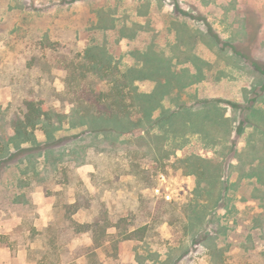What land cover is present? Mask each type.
Here are the masks:
<instances>
[{
    "label": "rangeland",
    "instance_id": "obj_1",
    "mask_svg": "<svg viewBox=\"0 0 264 264\" xmlns=\"http://www.w3.org/2000/svg\"><path fill=\"white\" fill-rule=\"evenodd\" d=\"M142 69L125 120L87 116ZM262 92L264 0H0V264H264Z\"/></svg>",
    "mask_w": 264,
    "mask_h": 264
},
{
    "label": "trees",
    "instance_id": "obj_2",
    "mask_svg": "<svg viewBox=\"0 0 264 264\" xmlns=\"http://www.w3.org/2000/svg\"><path fill=\"white\" fill-rule=\"evenodd\" d=\"M101 63V61H94L92 65L93 69H97L96 71L105 70L104 66L102 67L103 64ZM148 73L149 71H144L143 69L131 70L128 78L125 75L123 76L122 80H116L110 94H102V92H99V98L96 96V106L90 110V113H88L87 116L93 118H102L105 120H125L128 115V104L126 102L125 89L132 86L136 80L144 79V77L148 76ZM138 98H140V96ZM104 99H106L105 101L108 102H102ZM149 102L150 107H156L153 100H149ZM151 110L152 109H147L148 112ZM52 118L53 111L46 107L43 102L37 101L34 97L28 98L24 101V110L22 112V116L16 117L12 122L13 136L17 140H31L35 136L34 131L36 130L37 126L44 123L48 125ZM191 165L193 169L198 168L196 161H192ZM70 207L73 209L76 208V206ZM75 212H77V208L75 209ZM117 249L120 248L117 247Z\"/></svg>",
    "mask_w": 264,
    "mask_h": 264
},
{
    "label": "built area",
    "instance_id": "obj_3",
    "mask_svg": "<svg viewBox=\"0 0 264 264\" xmlns=\"http://www.w3.org/2000/svg\"><path fill=\"white\" fill-rule=\"evenodd\" d=\"M156 186L152 189L151 194L154 198L168 202H181V193L186 192V181L178 177L160 172L156 178Z\"/></svg>",
    "mask_w": 264,
    "mask_h": 264
},
{
    "label": "crops",
    "instance_id": "obj_4",
    "mask_svg": "<svg viewBox=\"0 0 264 264\" xmlns=\"http://www.w3.org/2000/svg\"><path fill=\"white\" fill-rule=\"evenodd\" d=\"M262 94H264V92H262V93H261V95H260L259 97H261V96H262ZM258 102H259V100H258V99H256V100H255V102H253V107H255V105H256Z\"/></svg>",
    "mask_w": 264,
    "mask_h": 264
}]
</instances>
